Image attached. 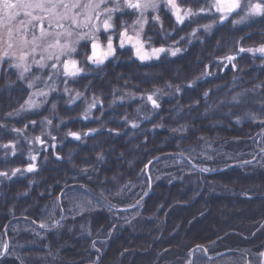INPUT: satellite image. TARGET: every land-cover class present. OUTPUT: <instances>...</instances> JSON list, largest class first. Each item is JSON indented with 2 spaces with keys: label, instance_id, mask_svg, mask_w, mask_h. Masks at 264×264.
Segmentation results:
<instances>
[{
  "label": "trees",
  "instance_id": "trees-1",
  "mask_svg": "<svg viewBox=\"0 0 264 264\" xmlns=\"http://www.w3.org/2000/svg\"><path fill=\"white\" fill-rule=\"evenodd\" d=\"M179 2L197 11L210 0ZM135 14L114 15L116 31ZM240 14L180 24L162 6L144 40L182 53L142 62L111 32L112 58L97 67L86 58L90 44L81 46L84 71L60 77L34 108H21L34 74L18 80L3 66L0 145L15 144V155L0 147V171L9 173L0 177V244H8L0 264H188L195 254V264H261L264 61L243 55L236 69L205 75L240 45L264 43V19L233 24ZM207 24L212 32L192 43ZM152 94L159 107L138 122L154 108ZM36 154L33 172L11 175ZM197 246L207 249L203 261V250L189 255Z\"/></svg>",
  "mask_w": 264,
  "mask_h": 264
},
{
  "label": "snow or ice",
  "instance_id": "snow-or-ice-1",
  "mask_svg": "<svg viewBox=\"0 0 264 264\" xmlns=\"http://www.w3.org/2000/svg\"><path fill=\"white\" fill-rule=\"evenodd\" d=\"M109 5H112L109 7ZM165 6L172 10V14L175 16L178 23H184L187 18L200 17L207 18L211 14L215 18V22L224 23L229 20L232 15H239L240 11L247 9L244 17L240 21H233V24L243 23L248 17H260L264 19V0H248L246 4L241 3V0H210L205 7H200L197 11H193L192 8L181 9L176 0H166ZM63 9V11H61ZM151 9L152 11H158L159 0H88V3L82 4L80 0H0V22L6 20L10 22L7 26V39L0 40L4 43L5 48L0 56V70L3 69V65L9 64V60H16L15 64H9V68L20 69L18 74V80H24L25 73L31 70V66L26 63L28 56L31 53H35L37 48H43V51H48L49 49H54V51H49L47 57L41 55L40 60H35L33 57V62L38 65L39 68H50L52 69V75L49 76V80H52L54 76L59 74L60 65L63 66L64 74L70 76H77L84 69L77 67V61L73 59H68L76 52L77 46L88 47L89 43L91 46V55L86 58L93 65L99 67L104 63L110 56H114L116 48L113 46V36L106 35L107 40L106 50L101 51L99 54L97 50L101 48L98 43L99 36L97 34H104L112 32L117 35L119 40V47L123 48L125 41L135 49V54L141 61L150 60L152 58H159L161 53H170L172 56H176L177 53L181 51L179 47L177 48H152L150 52L145 51V43L141 38V33L143 32L144 24L148 22L145 13ZM128 10H131L129 12ZM138 13V18L134 21L133 25L129 26L126 22L120 24V31H116L115 26L111 23L114 15L116 19H119V15ZM23 17H30V19L25 20ZM101 17L104 19L101 21ZM155 21L159 20V16L153 17ZM19 20L20 27H13L12 22ZM96 21V23H93ZM102 23L103 28L101 29L100 24ZM37 26H39V35L36 34ZM136 26H139V31L136 30ZM129 27H132L134 35L128 34ZM205 31L210 30L213 25L207 24L203 26ZM197 30H193L195 34ZM48 37H54L53 41L44 44V41ZM183 39V38H182ZM81 41H85L83 45L80 44ZM13 49H19L21 54L17 57ZM30 49V51L26 50ZM245 49L241 47L239 49L240 53H243ZM248 52H259L264 56V45L259 48L247 49ZM226 59L230 64L236 59L233 55H228ZM46 61H52L48 64ZM235 67V64H232ZM71 69V70H69ZM37 79H39L37 77ZM29 88L33 87L32 83H28ZM192 85H188L191 87ZM54 87V85H53ZM180 89L177 88V91ZM65 91H69L65 89ZM40 95H45L41 92ZM35 95V93H34ZM79 95V93L77 94ZM207 93H205V96ZM154 94L148 95L147 100L151 102L154 108H158L159 104L153 98ZM236 97L233 100L236 101ZM32 108L35 102L29 97L25 101V105L21 108L24 109ZM91 106H94L91 105ZM90 106V107H91ZM55 107V105H53ZM264 110V109H262ZM256 117L253 116L252 119ZM239 122V121H237ZM51 124V121H48ZM264 126V121L261 122ZM136 125L133 124V127ZM27 127V126H26ZM19 134V130H13ZM95 130H92L93 134ZM69 135L73 136L75 139L79 140L80 134L76 132H70ZM36 141L43 143L40 137L35 138ZM5 149H13L12 154L15 155V144H3L0 145ZM264 151V149H261ZM37 157L35 155L31 156V162L23 171L33 172L36 168ZM102 159V156L98 157ZM6 162V161H5ZM202 171H208V169H202ZM17 173L22 174L20 168L12 170L11 175L15 176ZM0 177L9 178V173L6 171H0ZM40 227L47 228V224H41ZM6 235V233H5ZM95 247V243L93 244ZM207 251V249H202L201 246H197L189 253L191 256L196 251ZM8 244H0V254L7 253ZM264 256V252L260 253ZM188 264H195V261H189Z\"/></svg>",
  "mask_w": 264,
  "mask_h": 264
},
{
  "label": "rangeland",
  "instance_id": "rangeland-1",
  "mask_svg": "<svg viewBox=\"0 0 264 264\" xmlns=\"http://www.w3.org/2000/svg\"><path fill=\"white\" fill-rule=\"evenodd\" d=\"M65 2L67 3V2H69V0H65ZM80 2L82 3V4H86V3H88V0H80ZM176 2H177V4H178V6L181 8V9H187V8H190V7H185V6H183V5H181L180 4V2H179V0H176ZM248 2V0H241V3H242V5L243 4H246ZM253 2H255V0H253ZM165 3H166V0H159V9H158V11H152L151 9H149L148 10V12H146L145 13V16L147 17V20H148V22H149V15H151V14H156L157 15V13H159V11H160V9H161V7L162 6H165ZM112 5H109V7H111ZM168 8V7H167ZM61 11H63V9H61ZM172 11V10H171ZM193 11H195L194 9H193ZM246 11H247V9L245 8V9H243L242 11H241V14H240V20H241V18L242 17H244L245 16V14H246ZM136 15V18H135V20L138 18V13H136L135 14ZM175 17V16H174ZM233 17V15L229 18V19H231ZM114 18H115V16L113 17V19H112V21H111V23H113V25L115 26V23H114ZM192 18H196V17H191V18H187L186 20H185V22L186 21H188V20H190V19H192ZM251 17H248L247 19H250ZM23 19H25V20H28V19H30V17H23ZM104 19V17H101V21ZM176 19V18H175ZM246 19V20H247ZM134 20V21H135ZM134 21L129 25V26H131V25H133V23H134ZM245 21V20H244ZM148 22L146 23V24H148ZM176 22H177V20H176ZM184 22V23H185ZM10 22H8V21H6V20H4V21H2V22H0V40H6L7 39V26H8V24H9ZM93 23H96V21H93ZM184 23H182V24H184ZM146 24H144V28H143V32L141 33V38L144 40V38H145V36H143L144 34H145V29H146V27H147V25ZM181 24V23H180ZM12 25H13V27H16V28H19L20 27V24H19V20H17V21H15V22H12ZM100 27H101V29L103 28V25H102V23L100 24ZM136 30L137 31H139V26H136ZM212 28L210 29V30H208V32H212ZM202 31H205L204 30V27H203V29H197V31L195 32V34H193V40H192V43L194 42V39L195 40H198L199 41V39L201 38L200 37V34H201V32ZM36 34L37 35H39V26H37V30H36ZM128 34L129 35H134V32H133V29H132V27H129V29H128ZM98 36H99V39H98V42H100L101 44H102V51H104V50H106V44H107V42H104L103 40H102V38H101V34H97ZM107 35H112L113 36V34H111V32H108V34ZM53 39H54V37H48V39L46 40V41H44V44L46 45L47 43H50V42H52L53 41ZM145 41V40H144ZM85 43V41H81L80 42V44H84ZM90 44V43H89ZM148 44L147 43H145V51H148V52H150L151 51V49L152 48H160V47H164V48H172V49H174V48H177V47H165V46H160V47H148L147 46ZM240 45V44H239ZM261 45H264V43H261V44H255V45H249V46H244V45H240L239 46V48H238V50L235 52V53H230V54H227V55H225V56H223V57H219V58H217L216 60H215V63H213V64H215L214 65V67H213V69H210L209 67H208V72L205 74V75H207L208 77H211V76H213V75H215V72L216 71H218V70H220L221 71V73H224L225 71H227L230 67H233L232 66V64H235V67H233L234 69H236L237 68V64L235 63L236 62V60H237V58L238 57H241V56H243V55H253V56H257V57H260V58H262V60L264 61V56H262V54H260L259 52H248L247 51V49H249V48H252V49H256V48H259ZM113 46L114 47H116L115 46V40H114V37H113ZM124 46H128V47H132L128 42H127V40L125 41V45ZM241 47H243L244 49H245V51L243 52V53H240L239 52V49L241 48ZM4 48H5V45H4V43H2V42H0V56H2V53H3V51H4ZM91 48V47H90ZM180 49H181V51L179 52V53H177V55L178 54H180V53H182L183 52V49H182V47H179ZM133 49V51H134V55H135V57H137L136 56V54H135V49L134 48H132ZM26 50H28V51H30V49H26ZM81 46H77V48H76V52L75 53H73L72 54V56L71 57H69L68 59H73V60H76L78 63H77V67H79V68H82V69H84L83 67H82V65H81V63H82V61H81V58L83 57V56H85V53H83L82 54V56H79L80 55V53H81ZM13 51L15 52V55L18 57L20 54H21V52H20V50L19 49H13ZM49 51H54V49H49L48 51H43V48L41 47V48H37V50H36V52L35 53H31L29 56H28V58H27V60H26V63L27 64H29L30 66H31V70L29 71V72H27V73H25V76L26 75H28V74H30V73H33L34 75H33V78H32V84H33V86H34V91L32 92V94H31V99L35 102V105L37 106V105H40V103H41V99L42 98H45L46 96H48L54 89H56L57 87H58V85H60V81H59V79H60V77H62V78H67V77H73V76H70V75H65L64 74V69H63V66L62 65H60V66H58L59 67V74L58 75H56V76H54L53 77V79L52 80H49V76L50 75H52V69H50V68H39L38 67V65L37 64H35L34 62H33V57H34V59L35 60H40L41 59V55H44L45 57H47V55L49 54ZM115 54H116V52H115ZM162 55H170V56H172L170 53H161L160 54V56L159 57H161ZM228 55H233V56H235L236 57V59L232 62V64H230L226 59H224L226 56H228ZM113 56H110L107 60H109L110 58H112ZM138 59V58H137ZM153 59H157V58H152V59H150V60H145V61H142V62H148V61H151V60H153ZM107 60H105L104 61V63L107 61ZM138 60H140V59H138ZM141 61V60H140ZM48 64H51L52 63V61H46ZM16 63V60H9V64H15ZM103 63V64H104ZM4 66V65H3ZM16 69V68H15ZM18 72H20L21 70L20 69H16ZM69 70H71V69H69ZM2 71H3V69L2 70H0V77H1V73H2ZM82 73V72H81ZM80 73V74H81ZM79 75V74H78ZM37 77L39 78V79H37ZM53 85H54V87H53ZM41 92H43V93H45V95H40L39 93H41ZM34 93H35V95H34ZM153 98L156 100L157 99V97H155V96H153ZM149 102V101H148ZM98 104H99V102L98 103H96V104H94V106H91L90 107V110H89V113L90 112H92L97 106H98ZM149 104L150 105H152L151 104V102H149ZM149 105V106H150ZM35 107V106H34ZM34 107H32V108H34ZM146 109H147V107H145ZM151 110V112L149 111V112H146L145 114H143L139 119H138V122L139 121H141V120H143V119H150V117L152 116L151 115V113L153 112V110L154 109H156V108H152L151 106L150 107H148V109H147V111L148 110ZM71 136V135H70ZM80 136H81V134H80ZM72 138H74L73 136H71ZM42 141V140H41ZM40 143V142H39ZM41 145L42 144H44V142L43 143H40ZM47 148H49V146H47ZM36 157H37V159H36V161H35V164H36V162L38 161V154H36L35 155ZM26 169V168H25ZM22 172H24V173H26V171H22ZM205 254L206 255H208V252L206 251L205 253H202L201 254V256H203V258H202V261L204 260V257H205ZM260 257V256H259ZM192 261H195V262H197L198 260H200V257H198L197 256V254H195L193 257H192ZM260 262H261V264H264V256H261V258H260ZM257 262H258V264H260L259 263V260H257ZM245 264V263H244ZM246 264H250V263H246Z\"/></svg>",
  "mask_w": 264,
  "mask_h": 264
},
{
  "label": "water",
  "instance_id": "water-1",
  "mask_svg": "<svg viewBox=\"0 0 264 264\" xmlns=\"http://www.w3.org/2000/svg\"><path fill=\"white\" fill-rule=\"evenodd\" d=\"M100 45H101V48H99L98 50H97V52H98V54L102 51V44L100 43V42H98Z\"/></svg>",
  "mask_w": 264,
  "mask_h": 264
}]
</instances>
